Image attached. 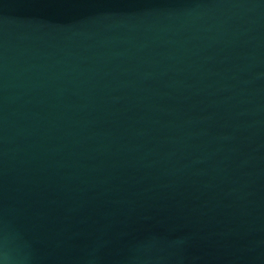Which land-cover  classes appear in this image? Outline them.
<instances>
[{
	"label": "water",
	"instance_id": "1",
	"mask_svg": "<svg viewBox=\"0 0 264 264\" xmlns=\"http://www.w3.org/2000/svg\"><path fill=\"white\" fill-rule=\"evenodd\" d=\"M0 264H264V0H0Z\"/></svg>",
	"mask_w": 264,
	"mask_h": 264
}]
</instances>
